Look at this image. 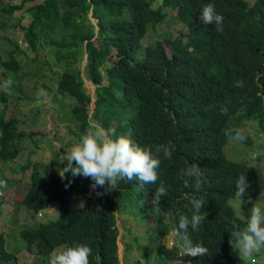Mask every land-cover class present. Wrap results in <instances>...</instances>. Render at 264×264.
<instances>
[{
  "label": "trees",
  "instance_id": "16d2710c",
  "mask_svg": "<svg viewBox=\"0 0 264 264\" xmlns=\"http://www.w3.org/2000/svg\"><path fill=\"white\" fill-rule=\"evenodd\" d=\"M14 1L10 0L6 9L0 7L6 16L22 9L24 2ZM208 3L224 17L222 32L199 20ZM27 11L30 23L19 26L21 36L0 37L11 48L5 51L0 45V163L17 159L23 143L39 136L19 130L12 113L15 108L11 111L8 103L21 100L24 83L34 81L46 70L40 65L30 74L16 58L19 42L24 49L37 53L43 33L49 35L48 45L57 49L56 62L62 67L60 74L49 73L57 78V91L75 101L70 113L82 134L92 125L88 113L92 99L84 89V77L95 86L93 123L130 138L140 147L154 150L155 146L171 144L172 157L160 154L156 184L140 188L136 180H121L111 191L97 186L91 207L78 208L72 207V199L89 201L90 178L66 173L61 179L52 173L64 167L59 161L27 162L22 170L31 173L20 207L35 214L56 202L58 218L23 227L19 236L25 250L45 256L62 245L86 244L92 249L89 264H120L116 203L129 197L150 199L165 215L172 214L167 217L176 229L180 216L191 218L189 201L200 198L205 202L201 215L206 219L199 231L189 227L188 236L193 244L207 247L208 254L189 257L191 264H245L229 241L234 240L232 234L237 229L246 226L250 212L241 219L228 201L234 199L239 175H245L250 185L242 199L257 198L262 184L253 166L224 157L223 147L230 137L222 130H240L245 139L239 142L248 147L253 142L243 130L245 122L256 123L264 134V0H43ZM89 13L96 25L89 21ZM175 26L180 30L174 38L150 42L149 35L157 30L168 32ZM15 28L0 25V33L4 29L14 32ZM53 32H59L58 39L51 38ZM84 55L81 70L79 62ZM8 79L13 83L4 89L3 82ZM237 81L243 86L236 87ZM221 106L227 107L226 115L221 113ZM257 160L264 162V155ZM191 163H196L202 173L203 187L198 192L184 188L181 180L182 170ZM161 182L167 194L154 203L155 189ZM131 190H137L136 194ZM111 193L118 196L116 201ZM2 202L0 195V205ZM33 245L38 251H33ZM158 251L161 262L157 264H184L176 263L174 248L162 246ZM14 259L0 232V264Z\"/></svg>",
  "mask_w": 264,
  "mask_h": 264
},
{
  "label": "rangeland",
  "instance_id": "374dc122",
  "mask_svg": "<svg viewBox=\"0 0 264 264\" xmlns=\"http://www.w3.org/2000/svg\"><path fill=\"white\" fill-rule=\"evenodd\" d=\"M42 1L15 0L14 4L24 2V5L21 10L14 11L11 16H6V12L0 10V25L8 28L9 26L16 27L14 32L4 29L0 33V37H14L16 34L21 36L23 31L19 29V26L26 27L30 23V14L27 9L38 5ZM9 4L10 0H0V7L3 9H6ZM88 19L96 25V21L91 18L90 13ZM177 30H180L179 26L163 33H159L157 30L153 36L149 35L148 38L150 37V42L154 44L157 40L174 38ZM58 36L59 32H53L51 38L53 40L58 39ZM48 37L45 36V33L39 37L37 53L24 49V45H20L19 42L20 50L16 54L17 60L21 62V66L26 72L31 74L40 65L44 66L46 70L35 77L34 81L24 83L21 100L11 99L8 103L11 111L15 108L12 113L19 122V130L26 133L34 132L39 135L33 141L28 140L23 143L22 152L17 159L6 165L0 163V180L7 182V187L2 188L3 202L0 205V232L4 234L7 251L13 254L15 258L9 264H48L51 253L45 256H34L28 253L19 232L25 226L34 227L55 221L58 218V205L56 202H53L45 211L35 214L25 207H20L31 173L30 170H22V166L27 162L31 165L37 162L43 164H50L54 161L61 162L63 157L70 152L71 147L79 142L82 135L79 125L70 113L75 101L72 97L57 91V78L54 77V73L53 75L49 73L51 71L60 74L62 67L56 62L57 49L48 45ZM183 41H187L186 38ZM0 45L5 51L11 49L8 47L7 42H3L1 39ZM35 56V62L29 67ZM82 59L83 61L79 62L81 70H83L85 64V55L82 56ZM48 80L50 83H48ZM83 80L86 94L92 99L88 106V113L90 123L94 124L91 115L96 99L95 86L84 77ZM102 84H107L105 78L102 79ZM243 130L250 136L253 144L248 147L241 144L239 140L229 138L223 147V155L233 162L251 166L256 165L254 169L262 184V192L257 198L242 199V203L235 199L228 201L241 219L245 218L244 216L250 212L255 203L264 213V176L260 174V165H264V162L257 160L258 157L264 155V134L259 130L256 123L250 121L243 124ZM253 155L256 156L255 161L250 159ZM52 173L59 174V168L54 169ZM136 191L131 190L130 192L136 194ZM94 193L95 188L91 186L89 193L86 195L89 201L76 197L72 199V207L78 208L84 205L91 207L94 201ZM111 194L116 201L118 196ZM114 211L116 212V224L119 232L117 247L120 264H157L161 262L158 249L162 246L165 249L174 248L178 257L176 263L187 264L188 257L183 256L182 242L177 239L171 221L167 215L151 203L150 199L146 201L129 197L116 203ZM66 247L68 246L62 245L55 250L61 251ZM233 247L243 263L264 264V247L259 253H254L250 257L241 255L236 247ZM125 257L128 260L124 261Z\"/></svg>",
  "mask_w": 264,
  "mask_h": 264
},
{
  "label": "clouds",
  "instance_id": "9594fccd",
  "mask_svg": "<svg viewBox=\"0 0 264 264\" xmlns=\"http://www.w3.org/2000/svg\"><path fill=\"white\" fill-rule=\"evenodd\" d=\"M6 12V11H4ZM199 20L205 25H214L217 32L223 31L224 17L217 13L215 6L208 3L203 6ZM85 66V64H84ZM84 68V67H83ZM13 81L5 80L2 87L7 89ZM91 83V82H89ZM92 84V83H91ZM236 87H242L243 83L237 81ZM222 114H227L226 106H221ZM225 136L235 140H244L245 137L238 129H223ZM234 133V135H233ZM171 144L152 147H140L134 144L126 136H117L114 131L106 129L100 123H94L83 133L77 144L73 145L70 152L63 157L61 163L63 168L59 169L61 179L66 173L72 177L90 178L93 187H102L107 191L115 190L121 180H136L140 188L147 184H156L159 176L158 169L161 164L160 154L171 159ZM250 159L256 160L253 155ZM253 167H256L254 165ZM260 174L264 176V165H260ZM183 187L200 191L203 187L202 173L196 163H191L181 172ZM70 183V182H69ZM249 183L245 175H239L235 180L234 199L242 203V197L249 188ZM7 182L0 180V188H6ZM167 194V188L163 182L155 189L154 203H159L161 198ZM3 195V192H0ZM152 203V202H151ZM192 215L180 216L175 235L182 242L184 248L183 256L188 257L187 264H191L189 257H204L208 254V248L201 243L193 244L188 236V229L199 231L200 224L206 219L201 215V209L205 205L200 198L191 199ZM167 215L171 216V213ZM230 239L231 246H235L238 252L250 257L254 253H259L264 247V213L260 207L254 204L250 210L247 224L242 229H237ZM33 251H38L33 245ZM92 249L86 244H76L66 247L61 251L54 250L49 257L48 264H89V256ZM180 255V254H178Z\"/></svg>",
  "mask_w": 264,
  "mask_h": 264
}]
</instances>
